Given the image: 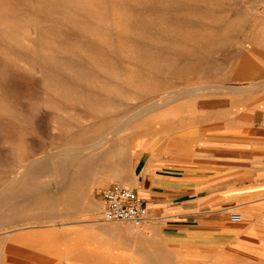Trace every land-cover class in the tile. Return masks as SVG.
Returning a JSON list of instances; mask_svg holds the SVG:
<instances>
[{"label":"rangeland","instance_id":"obj_1","mask_svg":"<svg viewBox=\"0 0 264 264\" xmlns=\"http://www.w3.org/2000/svg\"><path fill=\"white\" fill-rule=\"evenodd\" d=\"M259 141L264 0H0V264H180L142 225L104 220L101 190L117 169L134 183L153 152L186 176L259 184ZM242 205L229 210L252 225ZM240 236L264 243V226Z\"/></svg>","mask_w":264,"mask_h":264},{"label":"crops","instance_id":"obj_2","mask_svg":"<svg viewBox=\"0 0 264 264\" xmlns=\"http://www.w3.org/2000/svg\"><path fill=\"white\" fill-rule=\"evenodd\" d=\"M258 143L264 144V141ZM156 156V152H153L144 161L139 173L134 172L136 177L129 187L144 198L147 215L139 224L130 223L138 227L142 225V232L151 238L180 248V264L184 263L185 259H188L186 263L191 262V258L209 257L216 264L218 257L227 261L234 254L247 255L256 251L264 254V243L249 242L240 236L254 223L264 226V182H252L247 186L235 185L230 178L218 177L215 173L190 177L183 174L184 172L169 167L166 169L164 164H161L163 160ZM141 157L142 155L138 161ZM188 158L191 159L180 155V161ZM193 159L196 162V158ZM194 168L211 166L195 164ZM258 168L264 170V165ZM240 202L243 203L241 207L247 218L252 214V225L251 222L243 220L241 209L238 213L241 214L242 220H230L232 213L229 208L237 206ZM138 227L135 230L140 231ZM113 253L116 258L123 255L121 251ZM144 256H147V253H144ZM145 262L160 263L153 258H147Z\"/></svg>","mask_w":264,"mask_h":264},{"label":"built area","instance_id":"obj_3","mask_svg":"<svg viewBox=\"0 0 264 264\" xmlns=\"http://www.w3.org/2000/svg\"><path fill=\"white\" fill-rule=\"evenodd\" d=\"M103 218L107 221L142 222L147 215L144 198L137 195L129 186L113 182L101 190ZM239 213L230 214V220L240 221Z\"/></svg>","mask_w":264,"mask_h":264},{"label":"bare ground","instance_id":"obj_4","mask_svg":"<svg viewBox=\"0 0 264 264\" xmlns=\"http://www.w3.org/2000/svg\"><path fill=\"white\" fill-rule=\"evenodd\" d=\"M174 92V91H173ZM180 92V91H179ZM166 95H168L167 94V92H166ZM163 96V95H162ZM160 100V99H159ZM161 103H162V101H161ZM160 103V104H161ZM166 103V102H165ZM164 104V103H163ZM153 109H154V107H153ZM144 110H146V108L144 109ZM150 110V109H149ZM140 114H142L141 112H140ZM140 116V115H139ZM133 117V116H132ZM126 119H127V117H126ZM131 121V120H130ZM125 122V121H124ZM130 124V123H129ZM129 124H128V126H129ZM121 125V124H120ZM115 130V129H114ZM124 130V129H123ZM108 141H109V139L106 137V136H104L103 138H100V139H95V140H91V141H89V142H87L86 144H82V145H71L70 147H66V148H62L60 151H58V154L57 155H59V154H62L64 151H66L67 153H71V152H74V151H77V150H79V149H84V150H89V151H91V150H93V148L94 147H98V146H102V145H107V143H108ZM31 163V162H30ZM123 170V169H122ZM115 176H116V178H118V179H120L121 181H122V183H125V184H127V185H130V186H132V184H133V182L132 181H128V178L127 177H125V175H124V173L123 172H121V171H118V169H117V172L115 173ZM112 177V176H111ZM131 177V176H130ZM132 180V179H131ZM134 180V179H133ZM241 215V214H240ZM240 220H242V216H241V219Z\"/></svg>","mask_w":264,"mask_h":264}]
</instances>
